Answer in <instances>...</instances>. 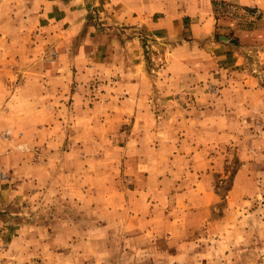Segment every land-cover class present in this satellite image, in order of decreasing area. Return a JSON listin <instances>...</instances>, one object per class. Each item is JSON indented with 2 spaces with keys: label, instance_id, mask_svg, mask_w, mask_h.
I'll return each mask as SVG.
<instances>
[{
  "label": "rangeland",
  "instance_id": "374dc122",
  "mask_svg": "<svg viewBox=\"0 0 264 264\" xmlns=\"http://www.w3.org/2000/svg\"><path fill=\"white\" fill-rule=\"evenodd\" d=\"M78 1L75 31L55 0H16L0 22V67H16L0 71V264H264L262 58L168 91L165 41L139 37L128 65L125 27L107 40L98 0ZM248 13L260 33L221 41H264ZM252 78L256 95L230 87Z\"/></svg>",
  "mask_w": 264,
  "mask_h": 264
},
{
  "label": "crops",
  "instance_id": "0c3cea01",
  "mask_svg": "<svg viewBox=\"0 0 264 264\" xmlns=\"http://www.w3.org/2000/svg\"><path fill=\"white\" fill-rule=\"evenodd\" d=\"M14 1L16 0H0V22L5 23V29H7L6 23L9 22V19L13 20L12 14H10L12 11L9 7L14 6ZM66 1L70 0H55L57 7L54 9L53 6L49 5L50 8L47 10L56 12L54 21L61 23L63 16H65L62 14V8L70 7L68 11L71 13V18L67 17V19L73 24L71 30L75 31L78 29V25L75 24L80 21L77 12L81 6L77 0H71L69 3ZM81 1L85 5V0ZM18 3L21 4V2ZM228 4H233L235 8H238L237 12L240 11L239 13L246 14L244 16L250 23V25H247V29H241L242 25H239L236 17L228 18L234 16L232 13L228 14ZM38 5L42 6V2ZM89 5L100 9L103 13V24L107 27L101 33L102 35L109 36L111 30L117 26L125 27L124 32L121 33L126 39H124L125 47L121 49L127 52V60L130 61V63H127L128 65L137 62L128 58V52L135 55L140 50L136 44L139 37L141 38L145 34L152 37L157 36L163 39V42L165 41L164 51L167 55L165 67L167 74L166 89L168 91L171 87L195 91L199 86L200 79H204L203 76H206L207 72L222 71L225 63L230 64V70H241L242 61H247V58L253 59L255 56H260L264 61L263 40H261V44L258 42L257 45H254L252 41L251 45L247 46H243L242 42L240 46H236L221 41V39L225 40L223 39L224 36L228 37L232 32L234 33L233 36H240L239 34L245 33L248 38L256 35L258 30L253 29V26H251L255 17L248 15V12L252 7L261 10V17L257 21L264 24V0H98V2L90 3L87 1L86 6ZM86 6L82 8L86 10ZM42 8L38 11L39 16L37 17L40 25L48 19L47 13H45L47 10L43 11ZM21 21H25V19L22 18ZM5 29L2 31V28H0V34L5 35ZM258 32L260 33V31ZM261 33V39H264V28ZM4 38L0 36V56L3 55L6 48L5 44L7 42ZM34 49L32 48V50ZM17 53L16 51L11 52V54ZM137 55L136 57H140V53ZM197 56L200 57V62H195L198 60ZM215 63H217V66H214ZM119 67L124 68L122 64H119ZM25 68L27 67H23V70ZM12 69H16V67L14 65L0 67V71L6 74H8V71L13 72ZM209 77L212 79L214 74H210ZM254 79L232 80L230 87L238 93L241 90L240 88H244V94L256 95L260 90ZM136 82L132 85L134 92L129 94V97H135L137 100L139 84H136ZM124 98L127 100L125 95ZM196 155H200V152ZM6 159L8 157H5V154H0V165L6 164ZM204 159L206 158L204 157Z\"/></svg>",
  "mask_w": 264,
  "mask_h": 264
}]
</instances>
